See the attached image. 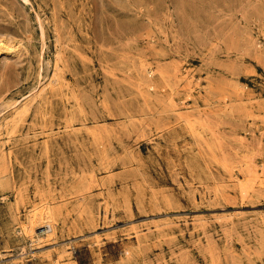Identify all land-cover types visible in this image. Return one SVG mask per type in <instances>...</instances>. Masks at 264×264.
<instances>
[{
	"label": "rangeland",
	"instance_id": "rangeland-1",
	"mask_svg": "<svg viewBox=\"0 0 264 264\" xmlns=\"http://www.w3.org/2000/svg\"><path fill=\"white\" fill-rule=\"evenodd\" d=\"M0 264H264V0H0Z\"/></svg>",
	"mask_w": 264,
	"mask_h": 264
},
{
	"label": "bare ground",
	"instance_id": "bare-ground-1",
	"mask_svg": "<svg viewBox=\"0 0 264 264\" xmlns=\"http://www.w3.org/2000/svg\"><path fill=\"white\" fill-rule=\"evenodd\" d=\"M42 20V19H41ZM13 52V51H12ZM41 73V72H40ZM242 76V75H241ZM8 107V106H7ZM22 111V110H21ZM43 227L47 228L48 230H53L54 229V222L48 218L44 223L42 224ZM33 229V228H32ZM34 232V231H33Z\"/></svg>",
	"mask_w": 264,
	"mask_h": 264
}]
</instances>
